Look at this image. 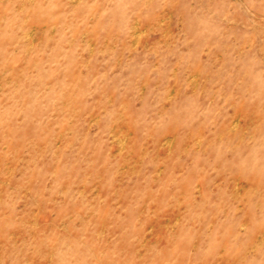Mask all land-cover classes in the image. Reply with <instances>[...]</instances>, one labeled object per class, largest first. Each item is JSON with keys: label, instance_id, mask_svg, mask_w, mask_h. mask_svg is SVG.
I'll return each mask as SVG.
<instances>
[{"label": "rangeland", "instance_id": "1", "mask_svg": "<svg viewBox=\"0 0 264 264\" xmlns=\"http://www.w3.org/2000/svg\"><path fill=\"white\" fill-rule=\"evenodd\" d=\"M0 264H264V0H0Z\"/></svg>", "mask_w": 264, "mask_h": 264}]
</instances>
